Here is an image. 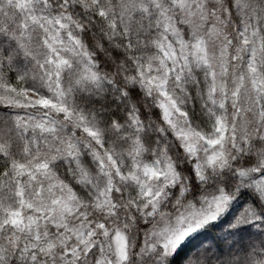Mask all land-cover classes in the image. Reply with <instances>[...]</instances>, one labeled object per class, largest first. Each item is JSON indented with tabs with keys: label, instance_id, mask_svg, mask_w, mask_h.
<instances>
[{
	"label": "snow or ice",
	"instance_id": "6c2138e0",
	"mask_svg": "<svg viewBox=\"0 0 264 264\" xmlns=\"http://www.w3.org/2000/svg\"><path fill=\"white\" fill-rule=\"evenodd\" d=\"M0 264H264V0H0Z\"/></svg>",
	"mask_w": 264,
	"mask_h": 264
}]
</instances>
